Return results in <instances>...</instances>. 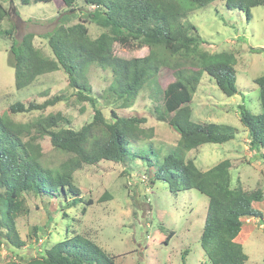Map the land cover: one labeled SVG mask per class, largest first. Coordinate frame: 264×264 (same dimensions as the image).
Listing matches in <instances>:
<instances>
[{
    "label": "trees",
    "instance_id": "obj_1",
    "mask_svg": "<svg viewBox=\"0 0 264 264\" xmlns=\"http://www.w3.org/2000/svg\"><path fill=\"white\" fill-rule=\"evenodd\" d=\"M3 2L0 0V25L10 14ZM214 2L245 13L247 20L251 9L264 7V0H20L23 5L55 3L60 16L57 26L42 35L51 58L34 47L33 34L16 40L11 28L0 29V36L11 41L7 61L14 70L15 89L34 85L39 77L61 70L67 77L68 90L46 96L41 102H16L9 106L11 114L39 112L28 122H14L0 114V245L15 250L25 246L18 235L16 220L27 214L28 196L41 203L55 198L66 202L67 209L78 204L90 206L92 201L85 199L74 183L76 171L84 165L103 163H112L125 171L132 160L139 159L149 164L146 174L150 183L163 181L172 192L192 189L207 197L199 242L210 264H245L247 256L236 238L246 220L263 219L254 208L263 199L262 190L232 186L229 160L200 171L194 158L185 157L187 152L204 144L232 141L237 132L226 124L191 121L190 103L203 75L225 96L237 93L236 55L226 51L209 53L196 27L187 20L189 11ZM77 3L87 9L76 23L70 24ZM86 24L102 32L92 38ZM115 44L146 47L148 53L141 58H120L113 53ZM91 66L110 73L103 95L111 107L109 117L97 107L92 96L86 76ZM164 68L172 71L174 79L163 90L157 88L156 92L162 94V106H154L153 118L175 130L178 140L161 156L153 144L154 129L144 127L149 117L118 115L116 109L131 108L139 93ZM253 83L258 90L259 112L251 114L239 106V122L248 133L249 150L257 155L264 169V75L253 79ZM70 101L86 103L93 110L91 120L78 130L70 128L69 119L60 112L43 113ZM42 137H47L54 149L67 156L54 169L40 162L42 153L36 140ZM153 154L155 158H151ZM80 213L83 216L86 209L83 207ZM62 215L67 218L65 212ZM47 219V224L54 220L51 216ZM36 231L33 227L32 236ZM10 264H114V259L94 241L68 226L62 240L43 247L34 258Z\"/></svg>",
    "mask_w": 264,
    "mask_h": 264
},
{
    "label": "rangeland",
    "instance_id": "obj_2",
    "mask_svg": "<svg viewBox=\"0 0 264 264\" xmlns=\"http://www.w3.org/2000/svg\"><path fill=\"white\" fill-rule=\"evenodd\" d=\"M3 3L10 9V14L1 23L0 29L11 28L16 40L27 33L33 34L34 47L51 58V51L42 35L58 24L60 12H56V4L23 5L20 0H4ZM84 9L87 8H81V3L76 4V13L72 15L70 24L82 17ZM187 15L188 22L196 27L205 41V50L209 53L232 52L237 60V93L232 97L225 96L207 75H203L190 103L191 121L226 124L233 126L237 132L232 141L204 144L187 152L185 157L194 158L200 171H207L217 163L229 160L232 186L238 184L245 190H262L263 199L254 204V208L261 212L263 219L246 220L236 241L247 256L245 264H264V169L257 155L249 150L248 133L239 122V106H244L251 114L259 112L258 90L253 79L264 75V7L251 9L248 20L245 13L228 10L221 2L191 10ZM86 26L92 38L102 32L92 24ZM10 44L8 38L0 36V114L14 122H28L39 112L11 114L9 106L16 102H41L46 96L68 90V81L65 74L58 70L39 77L34 85L16 90L14 70L7 61ZM113 53L124 59L141 58L148 53V49L115 44ZM86 76L97 107L109 117L111 107L106 104L103 95L110 73L91 66L86 70ZM173 79L171 70L161 69L154 81L139 93L131 108L116 109L118 115L142 114L149 117L144 127L154 129L153 144L161 156L167 148L175 145L178 134L166 123L153 118V108L162 106V94L156 92L157 88L163 90ZM82 104L62 102L43 113L60 112L69 119V127L78 130L93 115L92 108ZM36 143L41 148L40 162L46 168H56L67 157L54 149L47 137L39 138ZM142 153L148 155L147 150L142 149ZM132 161L125 171L122 167L110 165L112 163H103L100 166L84 165L74 173V183L82 196L92 201L90 206L78 204L67 209L66 202L61 203L55 198H51L49 203H41L39 199L28 196V212L16 220L18 235L25 246L15 250L5 244L0 245V264L24 262L36 257L43 247L62 240L68 226L111 255L114 264H210L199 242L207 197L192 189L172 192L163 181L150 183L146 174L147 161ZM106 195L109 199L104 198ZM100 198L105 200L99 203ZM83 207L86 213L81 216ZM62 212L67 214V218H63ZM48 216L54 219V223L47 224ZM33 227L37 230L35 236H32Z\"/></svg>",
    "mask_w": 264,
    "mask_h": 264
}]
</instances>
